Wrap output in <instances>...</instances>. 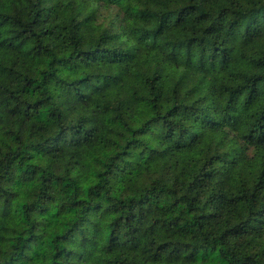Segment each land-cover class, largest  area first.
Wrapping results in <instances>:
<instances>
[{"label":"trees","instance_id":"1","mask_svg":"<svg viewBox=\"0 0 264 264\" xmlns=\"http://www.w3.org/2000/svg\"><path fill=\"white\" fill-rule=\"evenodd\" d=\"M0 264H264V0H0Z\"/></svg>","mask_w":264,"mask_h":264}]
</instances>
